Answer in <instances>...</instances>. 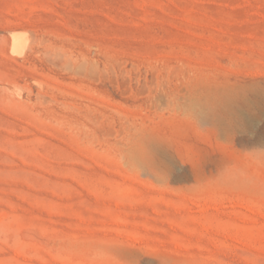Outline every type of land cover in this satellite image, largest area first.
I'll return each instance as SVG.
<instances>
[{
    "label": "rangeland",
    "instance_id": "obj_1",
    "mask_svg": "<svg viewBox=\"0 0 264 264\" xmlns=\"http://www.w3.org/2000/svg\"><path fill=\"white\" fill-rule=\"evenodd\" d=\"M0 264H264V0H0Z\"/></svg>",
    "mask_w": 264,
    "mask_h": 264
}]
</instances>
